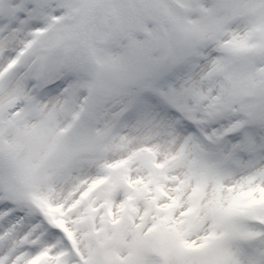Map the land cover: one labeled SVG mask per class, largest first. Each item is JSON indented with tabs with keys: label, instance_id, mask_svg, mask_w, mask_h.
I'll return each instance as SVG.
<instances>
[{
	"label": "snow or ice",
	"instance_id": "snow-or-ice-1",
	"mask_svg": "<svg viewBox=\"0 0 264 264\" xmlns=\"http://www.w3.org/2000/svg\"><path fill=\"white\" fill-rule=\"evenodd\" d=\"M0 264H264V0H0Z\"/></svg>",
	"mask_w": 264,
	"mask_h": 264
}]
</instances>
